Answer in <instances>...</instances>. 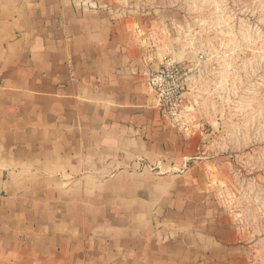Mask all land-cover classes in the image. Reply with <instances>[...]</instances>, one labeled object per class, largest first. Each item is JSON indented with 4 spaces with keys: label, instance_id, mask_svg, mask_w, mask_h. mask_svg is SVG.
Listing matches in <instances>:
<instances>
[{
    "label": "crops",
    "instance_id": "0c3cea01",
    "mask_svg": "<svg viewBox=\"0 0 264 264\" xmlns=\"http://www.w3.org/2000/svg\"><path fill=\"white\" fill-rule=\"evenodd\" d=\"M193 2L0 0V264H264L149 86L202 58Z\"/></svg>",
    "mask_w": 264,
    "mask_h": 264
},
{
    "label": "rangeland",
    "instance_id": "374dc122",
    "mask_svg": "<svg viewBox=\"0 0 264 264\" xmlns=\"http://www.w3.org/2000/svg\"><path fill=\"white\" fill-rule=\"evenodd\" d=\"M201 19L182 107L202 133L213 202L264 256V0H194Z\"/></svg>",
    "mask_w": 264,
    "mask_h": 264
},
{
    "label": "built area",
    "instance_id": "2783aa9c",
    "mask_svg": "<svg viewBox=\"0 0 264 264\" xmlns=\"http://www.w3.org/2000/svg\"><path fill=\"white\" fill-rule=\"evenodd\" d=\"M190 73L191 69L187 64L166 57L150 75L149 86L159 102L163 119L174 121L180 115Z\"/></svg>",
    "mask_w": 264,
    "mask_h": 264
}]
</instances>
